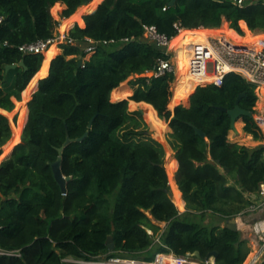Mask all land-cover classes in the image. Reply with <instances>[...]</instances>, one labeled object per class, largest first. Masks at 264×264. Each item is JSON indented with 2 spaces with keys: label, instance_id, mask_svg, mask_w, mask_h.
Masks as SVG:
<instances>
[{
  "label": "trees",
  "instance_id": "obj_1",
  "mask_svg": "<svg viewBox=\"0 0 264 264\" xmlns=\"http://www.w3.org/2000/svg\"><path fill=\"white\" fill-rule=\"evenodd\" d=\"M100 1L0 0V150L18 139L6 113L22 100L45 58L19 47L58 33L60 21L52 13L62 6L59 2L66 6L61 17L68 24L79 11L98 5L70 28L74 43L60 45L63 51L52 59L48 76L40 79L28 103L21 141L0 164V264L152 259L166 250L178 255L199 251L203 258L217 251V263L242 264L250 251L249 240L227 224L250 205V194L264 183V143L232 141L231 116L219 107L233 108L245 93L240 106L254 114L255 85L230 73L220 86L206 84L193 90L197 82L191 81L187 69L175 100L193 91L173 108L174 72L148 75L159 57L169 56L144 36V25L175 36V23L199 29L228 28V22L243 35L245 21L250 30L264 32V0L244 6L228 0H175L173 5L171 0ZM190 33L182 43L205 39ZM208 34L237 42H253L257 35L247 31L245 37L234 38L226 29ZM87 37L101 41L92 53L85 51ZM111 39L115 41L102 42ZM52 46L39 74L56 53ZM21 61L23 65L6 68ZM134 74L139 76L131 81L133 92L126 84L116 89ZM111 93L115 99L132 94L113 101ZM130 100L149 108L147 116L157 128L161 120L156 111L168 120V142L175 151L168 171L164 145L148 133L143 114L129 110ZM246 118L253 132L249 134L263 140V127L252 116ZM87 131L83 140L64 150L61 169L69 177L64 192L52 163L67 135L77 139ZM182 194L184 211L177 207L184 205ZM159 222L166 223L162 231ZM110 235L112 250L107 244Z\"/></svg>",
  "mask_w": 264,
  "mask_h": 264
},
{
  "label": "built area",
  "instance_id": "obj_2",
  "mask_svg": "<svg viewBox=\"0 0 264 264\" xmlns=\"http://www.w3.org/2000/svg\"><path fill=\"white\" fill-rule=\"evenodd\" d=\"M229 2L244 6L253 0H228ZM167 7H164L166 10ZM2 17H0V22ZM177 35L185 29L181 24L175 23ZM168 36L160 32L155 25H144V36L155 43L169 57H159L152 70L154 76H163L176 70L173 57L177 56L181 49H189L190 57L188 59V72L196 80L197 86L206 84L222 85L226 76L230 73L241 75L255 85V91L258 99L264 103V37L253 42H237L233 39L225 38L221 35H209L201 41H191L188 45L176 44L172 46L173 39L177 36ZM88 45L85 48L87 53L96 50L101 41L92 38H86ZM114 39L104 40L102 42H114ZM63 43H74V39L65 35L57 34L47 39H37L36 41L25 43L19 47L24 53H44L52 45H61ZM57 47V46H56ZM259 121L264 130V106ZM251 203L238 216L247 217L262 212V215L250 222V232L256 240V251L248 261L242 264H260L264 253V183L261 184L258 192L250 194ZM236 216V217H238ZM149 233H152L149 230ZM1 251V249H0ZM251 253V252H250ZM82 264H219L215 258L201 260L195 253L187 255H178L172 250L156 252L152 259L142 257H108L97 258L93 260H74Z\"/></svg>",
  "mask_w": 264,
  "mask_h": 264
},
{
  "label": "rangeland",
  "instance_id": "obj_3",
  "mask_svg": "<svg viewBox=\"0 0 264 264\" xmlns=\"http://www.w3.org/2000/svg\"><path fill=\"white\" fill-rule=\"evenodd\" d=\"M61 3V2H60ZM65 4L63 3L62 6L60 7V9L55 12V13H52V15L54 16L55 19L59 20L60 21V25L58 27V33L57 34H62V35H65L67 34V30H69V28H71L76 22V20L82 15V18L84 16V14L86 13H89L93 10H89V11H79L77 15H75L70 23L68 24L67 22L68 21H65L66 19H62L61 17V13L63 11V9L65 8ZM52 9V8H51ZM78 23V22H77ZM257 35H255V41H257L259 38L261 37H264V32H260V31H255ZM247 34V33H246ZM243 31V35L245 36L246 35ZM260 34V35H259ZM184 36V35H183ZM183 36H180L179 38H177L173 43H172V46L176 45L182 38ZM204 38V37H202ZM191 39V41H194L193 38H189ZM189 42V41H187ZM189 43H192V42H189ZM184 45H188L187 43L184 44ZM55 46V45H54ZM56 46L60 49H62L60 47V45L56 44ZM53 47V46H52ZM51 47V48H52ZM49 48L47 51H45L43 54H44V57L47 55L46 53L51 49ZM185 48L182 49L183 53L181 54V60L180 62L178 61L177 63V56H174L173 57V61L175 63V66H176V70H175V73H174V80L172 81L171 83V91L173 93V99H172V107L175 108V105L176 104V100H175V90L179 87L180 84H182V81L185 79L184 78V75L182 74L184 71L187 72V69H188V65H189V57H190V51L188 49V52L185 53L184 51ZM63 51V49H62ZM58 52V49L56 48V53ZM55 53V54H56ZM54 54V55H55ZM53 55V56H54ZM58 55V54H57ZM52 56V57H53ZM182 57H184V61L182 60ZM47 58V56H46ZM182 62H184V64L182 65ZM44 63H45V60H44ZM43 63V64H44ZM177 65L180 67L178 69ZM47 68H48V64L45 66V69L44 71L39 74V75H43V74H46L47 73ZM188 73V72H187ZM189 76H191V74L189 73L188 74ZM137 76H139L138 74H134V75H131L127 80H125L123 83H121L116 89H119L121 90V88H123V86L126 84L127 86L130 84L132 87L133 85L131 84V81L134 80ZM37 78L38 76L32 81L31 83L29 84V86L22 92V100L21 101H17L16 100V107L14 109V111L12 113L10 112H7L4 111V113H6L8 115V117L10 118L11 122H12V127H13V136L16 134L15 132H18V139L16 141H9L4 147H2V149L0 150V164L1 162L3 161V159L12 151L13 147L18 144L20 141H21V136H22V132H23V129H24V126H25V123L27 121V117H28V103L29 101L32 99L31 97V94L33 96L34 92L37 90V88L34 90L35 86H36V83H37ZM40 81V80H39ZM39 83V82H38ZM197 88V85L196 87L193 89L195 90ZM191 90V91H193ZM123 91V90H122ZM189 91V92H191ZM118 92V91H117ZM115 93V94H118V93ZM188 92V93H189ZM187 93V95H188ZM24 95V97H23ZM187 95L185 97L182 98L185 99L187 97ZM114 95H112L111 93V99L115 97H113ZM190 96V95H189ZM189 98V97H188ZM188 98L186 100H188ZM113 100V99H112ZM181 100V101H182ZM135 102V101H134ZM132 102L131 105H129V110L130 111H137L139 110V108H141L142 106L143 109L145 110V114L143 115L145 120L147 121L148 125H149V128H152L153 129V135H151L153 138H155L156 140H158L159 142H161L164 147H165V151H166V169L168 171V168H167V164L168 162L172 161V158H175V151L174 149L172 148V146L170 145V143L168 142V132H165V123L161 120L160 124L161 126L159 128H157V125L155 126L154 122H153V119L152 117H149L147 115L150 114V111H149V108L145 105H142V106H134V105H137L139 103H134ZM263 106H264V103L263 101H261V99H258L257 102H256V106H255V109H256V112L254 113V117H253V120L254 122H257L258 126L261 127V124H260V119L258 118L259 115H261L262 111H263ZM148 112V113H146ZM157 114V113H156ZM16 117V119H15ZM158 117V116H157ZM159 118V117H158ZM240 122V127H237L238 129V132L234 131L233 129L230 131L231 133V136L230 137H235L234 133H238V135H240L239 137V142H242L243 144H247V145H250V146H253V145H257V144H260V143H264V139L263 140H259V139H255L253 136L249 139H244L243 138V135L244 133H253L252 131L249 130V127L247 126V124L249 123V119L246 118V116H242L241 118L238 119L237 123ZM242 136V138H241ZM178 167V166H177ZM177 167L175 169V172H174V180L176 182V170H177ZM169 176V175H168ZM171 177V176H170ZM177 184V182H176ZM171 186V185H170ZM178 186V184H177ZM179 189V187H178ZM180 190V189H179ZM181 191V190H180ZM171 192H172V195H173V190H172V187H171ZM182 193V192H181ZM182 200L184 202V205L183 207H178V209L180 211H184L185 210V200H184V196L182 194ZM174 201V199H173ZM175 202V201H174ZM160 226H161V231L165 229L166 227V223L165 222H159ZM156 239L158 240V235L156 236ZM248 240H250V238H247ZM250 244H251V240H250ZM161 252H164V251H161Z\"/></svg>",
  "mask_w": 264,
  "mask_h": 264
},
{
  "label": "water",
  "instance_id": "obj_4",
  "mask_svg": "<svg viewBox=\"0 0 264 264\" xmlns=\"http://www.w3.org/2000/svg\"><path fill=\"white\" fill-rule=\"evenodd\" d=\"M175 2V0H171L170 4L173 5ZM82 60L79 61V65L82 64ZM19 65H23V61H21L20 63L18 64H11V65H7L6 68L7 69H10V68H14V67H17ZM148 75L149 76H154V72L153 71H149L148 72ZM245 95V93H241L237 99H236V105L233 107V108H227V107H219L222 111H226L228 112V114L231 116V126H232V129L236 132H238V129H237V121L239 118H241L242 116H252L254 117V114L253 112L247 110V109H244L240 106V100L241 98ZM180 104V103H177V105ZM143 115L145 114V110L144 109H140L139 110ZM260 118V117H258ZM94 119L93 118L89 124L90 127H92V124L94 122ZM196 131L201 134V135H205L204 132L202 130H200L199 128H195ZM150 135H153V129L150 128L149 132H148ZM88 134V131L80 138H77V139H73L71 138L69 135H67V138L64 142V144L59 147L58 151H59V158L52 163V167H53V171H54V175H55V179L57 180V182L60 184L62 190L65 192L67 190V180L69 179V177H66L63 175L62 173V169H61V163H62V156H63V153H64V150L65 148L73 141H81L83 140ZM171 198L173 199V195H171ZM228 228L234 230V231H238V224H237V218L234 217L232 219L229 220L228 224H227ZM114 228V227H113ZM107 244H108V247L109 249H113L115 244H114V238L112 235H110L107 239ZM195 255L200 258L201 260H208L210 258H217L218 256V252L217 251H212L210 252L207 257L203 258L202 255L200 254L199 251H196L195 252Z\"/></svg>",
  "mask_w": 264,
  "mask_h": 264
},
{
  "label": "crops",
  "instance_id": "obj_5",
  "mask_svg": "<svg viewBox=\"0 0 264 264\" xmlns=\"http://www.w3.org/2000/svg\"><path fill=\"white\" fill-rule=\"evenodd\" d=\"M102 2V0L99 2V3H101ZM98 3V4H99ZM59 4H63V3H60L59 2ZM98 6V5H97ZM79 23V22H78ZM82 26H84V24H81ZM226 26L228 27V28H223V27H220V28H205L206 29V31H205V34L203 35L204 37H205V39L207 38V37H209V35H207V33L209 32V31H212V30H215V31H219V30H221V29H226L234 38H237V37H240V38H243V37H245L244 35H241V34H239L235 29H233V28H231L230 26H229V23L228 22H226ZM241 26H242V29H243V31H244V33L246 34L247 33V31H249V32H252V33H256L255 31H252V30H250L249 28H248V26H247V24H246V22L245 21H242L241 22ZM69 30H70V28H69ZM69 30H67V33H69ZM225 35V34H224ZM260 35V34H259ZM214 36V35H213ZM177 44H179L180 46L181 45H184V43H182V41L180 40ZM57 49H58V52L50 59V61H49V63H48V68H47V73L46 74H43V75H38L39 74V72H40V70H41V68H42V66H43V64H42V66H41V68H40V70L34 75V77H36V76H38V78H37V83H36V86H35V88H34V90L38 87V82H39V80L40 79H42V78H45L46 76H48V74H49V70H50V65H51V61H52V59L57 55V54H59V53H61L62 52V49H60V48H58L57 47ZM181 54L183 53V51H182V49H181ZM180 52L178 53V55H177V63H178V61L180 62V60H181V54H180ZM46 59V56H45V58H44V60ZM182 60L184 61V57H182ZM43 63H44V61H43ZM183 64H184V62H183ZM128 87H129V89L131 90V92H133V87L129 84L128 85ZM122 92H125L124 90L122 91ZM132 93H130L129 95H131ZM129 95H124L123 97H119V98H117V99H113V101H117V100H121V99H123V98H127ZM23 97H24V95H23ZM31 97H32V94H31ZM132 102H134V100H130V102H129V105H131L132 104ZM134 103H140V102H134ZM177 104V103H176ZM152 105V104H151ZM134 106H142L141 104H137V105H134ZM153 106V105H152ZM176 106V105H175ZM143 107L144 106H142L141 108H139V110L140 109H143ZM173 110L174 109H172V112H173ZM156 113H157V111H156ZM157 116H158V113H157ZM159 117V116H158ZM159 119H161L162 121H164V123H165V125H166V127H165V132H169L170 131V128H169V126H168V120H165V119H162V118H160L159 117ZM234 135H235V137H230L231 136V133H230V135H229V138L232 140V141H237V142H239V136L240 135H238V133H234ZM252 137V135L251 134H249V133H244V135H243V138L245 139H249V138H251ZM241 138H242V136H241ZM240 143H242V142H240ZM177 166H178V162H177ZM180 191V190H179ZM260 215H262V212H259V213H257L256 215H252V216H245V217H236L237 218V224H238V231H240L241 233H242V237L243 238H245V239H247V238H250V240H251V244H250V240H249V245H250V251H249V253L247 254V256H246V258H245V261H248L249 260V258L254 254V252L256 251V240H254L253 238H252V236H251V232H250V222L253 220V219H255V218H257L258 216H260ZM251 252V253H250ZM260 264H264V253H263V255H262V258H261V261H260Z\"/></svg>",
  "mask_w": 264,
  "mask_h": 264
},
{
  "label": "bare ground",
  "instance_id": "obj_6",
  "mask_svg": "<svg viewBox=\"0 0 264 264\" xmlns=\"http://www.w3.org/2000/svg\"><path fill=\"white\" fill-rule=\"evenodd\" d=\"M205 31H206L205 28H199V29H186V28H185V29L181 30L180 33H179V35H177V36L173 39L172 43H173L177 38H179L180 36L185 35L186 32H193V33H190V34L204 35V34H205ZM186 35H187V34H186ZM207 35H209V34L207 33ZM214 36H215V35H214ZM184 51H185V49H184ZM190 78H191V81L196 82V80H194V79L192 78V76H190ZM181 100H182V99L176 101V103H181Z\"/></svg>",
  "mask_w": 264,
  "mask_h": 264
}]
</instances>
